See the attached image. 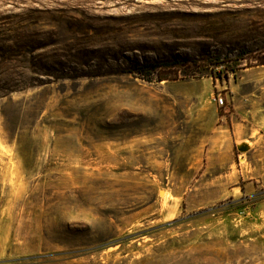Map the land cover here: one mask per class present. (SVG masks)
I'll return each instance as SVG.
<instances>
[{
	"label": "rangeland",
	"instance_id": "rangeland-1",
	"mask_svg": "<svg viewBox=\"0 0 264 264\" xmlns=\"http://www.w3.org/2000/svg\"><path fill=\"white\" fill-rule=\"evenodd\" d=\"M263 55L264 0H0V264H264Z\"/></svg>",
	"mask_w": 264,
	"mask_h": 264
},
{
	"label": "trees",
	"instance_id": "trees-1",
	"mask_svg": "<svg viewBox=\"0 0 264 264\" xmlns=\"http://www.w3.org/2000/svg\"><path fill=\"white\" fill-rule=\"evenodd\" d=\"M19 48V46H18ZM17 50L9 48L8 53H15ZM260 64H264V55L260 61ZM196 65L195 60H179L175 59L172 61H153L145 63H134L125 71L127 74H133L141 77L142 79L149 80L152 77H155L157 81L176 79L178 74L183 72V75H186V66ZM218 65V63H215Z\"/></svg>",
	"mask_w": 264,
	"mask_h": 264
},
{
	"label": "built area",
	"instance_id": "built-area-1",
	"mask_svg": "<svg viewBox=\"0 0 264 264\" xmlns=\"http://www.w3.org/2000/svg\"><path fill=\"white\" fill-rule=\"evenodd\" d=\"M218 102H219L220 105H222V103H223V99H222L221 97H219V98H218Z\"/></svg>",
	"mask_w": 264,
	"mask_h": 264
}]
</instances>
